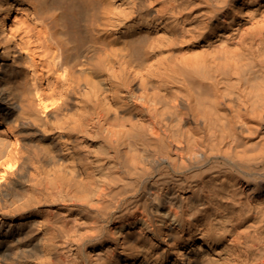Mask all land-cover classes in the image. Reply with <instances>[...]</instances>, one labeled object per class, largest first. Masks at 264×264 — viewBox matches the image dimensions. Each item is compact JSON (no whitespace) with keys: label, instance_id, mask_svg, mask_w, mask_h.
I'll use <instances>...</instances> for the list:
<instances>
[{"label":"bare ground","instance_id":"bare-ground-1","mask_svg":"<svg viewBox=\"0 0 264 264\" xmlns=\"http://www.w3.org/2000/svg\"><path fill=\"white\" fill-rule=\"evenodd\" d=\"M0 264H264V0H0Z\"/></svg>","mask_w":264,"mask_h":264}]
</instances>
